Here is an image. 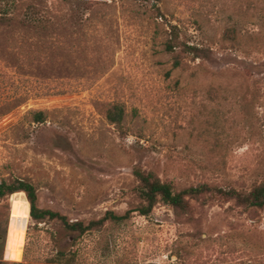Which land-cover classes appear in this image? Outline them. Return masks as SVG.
<instances>
[{
    "label": "rangeland",
    "instance_id": "1",
    "mask_svg": "<svg viewBox=\"0 0 264 264\" xmlns=\"http://www.w3.org/2000/svg\"><path fill=\"white\" fill-rule=\"evenodd\" d=\"M25 4L52 29L0 12V102L26 100L0 118V179L28 178L41 207L86 222L138 206L136 167L176 191L264 182V0ZM188 198L74 239L57 220L35 226L17 193L0 199L1 264H60L48 261L58 250L76 252L70 264H264V209Z\"/></svg>",
    "mask_w": 264,
    "mask_h": 264
},
{
    "label": "trees",
    "instance_id": "2",
    "mask_svg": "<svg viewBox=\"0 0 264 264\" xmlns=\"http://www.w3.org/2000/svg\"><path fill=\"white\" fill-rule=\"evenodd\" d=\"M26 0H4L0 3V12L3 15H10L17 13L24 9V16L22 18V28L25 30H35L41 36L48 35L52 29L51 20H49L44 11L36 4H25ZM135 1H150V0H135ZM25 4V5H24ZM173 28L176 26H172ZM167 49L174 51L175 44L168 43ZM23 61V60H20ZM180 64L179 61L176 62ZM18 72V71H17ZM20 73V72H18ZM48 94L58 95L66 93L65 88L47 92ZM26 100H6L0 102V118H3L8 113L25 103ZM32 121L34 123H43L47 120V115L44 110L31 111ZM126 114L124 104H111L107 110L108 120L122 127ZM135 175L139 181L137 188L138 196L141 202L134 209H128L126 212L120 214L114 210H108L98 219H92L88 222L83 220H70L68 216L59 211L50 208L41 207L39 205L38 187L28 178L16 177L11 180L7 178L0 179V199L15 195L17 193H24L27 201L30 204V218L35 226L40 224H48L50 221H59L62 228L68 234L77 239L79 236L87 232L104 226L108 221L123 222L129 219L134 212L141 215L148 216L152 213L155 206L159 203L173 206L182 210L190 208V200L188 198H198L204 194L213 193L228 201H234L239 207L247 209H264V182L252 187L249 191H242L236 188L224 189L217 186H211L207 183L198 186H192L180 191H176L172 183L164 182L156 177L152 172L143 170L142 168H135ZM6 235L0 234V242L5 243ZM68 256L66 252L58 250L57 253L48 258V261L70 264L74 261L76 252ZM3 263L0 257V264Z\"/></svg>",
    "mask_w": 264,
    "mask_h": 264
}]
</instances>
